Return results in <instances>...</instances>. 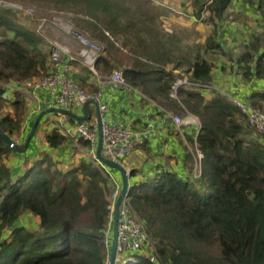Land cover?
<instances>
[{
	"label": "trees",
	"instance_id": "1",
	"mask_svg": "<svg viewBox=\"0 0 264 264\" xmlns=\"http://www.w3.org/2000/svg\"><path fill=\"white\" fill-rule=\"evenodd\" d=\"M27 1L74 13L78 28L105 45L96 63L101 75L122 69L130 87L164 109L182 118L195 116L200 122V179L190 182L158 169L153 177L129 186L128 198L157 254L151 260L133 253L137 264H264V133L220 91L207 99L200 90L179 87L177 97L172 96L175 82L183 76L213 85L219 56L229 58L243 85L264 80V32L252 35L242 55L234 58L216 33L203 45L183 49L175 35L161 28V17L170 13L154 0ZM231 3L209 0L208 19L221 20ZM17 12L0 6L3 83L45 78L52 69L43 38L21 25ZM77 64L69 61L70 73L85 91L84 83L73 75ZM92 91L97 93L96 88ZM5 93L0 87V128L23 146L30 134L23 130L28 100L17 93L8 101ZM240 100L263 110L264 90ZM89 120L88 110L85 120L74 114L71 121L77 125ZM42 126H49L44 137L32 146L38 140L33 138L24 153L8 147L0 136V264H105L104 236L112 217L110 180L86 159L89 141L79 139L82 149L70 144L60 130L51 128L48 116L42 118L37 134ZM195 138H190L192 145ZM67 150L78 157L76 163L65 162ZM57 152L64 155L56 158ZM13 154L31 162L14 178L7 163ZM137 173L130 171L129 179ZM25 213L40 220L37 228L20 224Z\"/></svg>",
	"mask_w": 264,
	"mask_h": 264
},
{
	"label": "crops",
	"instance_id": "2",
	"mask_svg": "<svg viewBox=\"0 0 264 264\" xmlns=\"http://www.w3.org/2000/svg\"><path fill=\"white\" fill-rule=\"evenodd\" d=\"M206 1L207 0H175L172 2L171 0H154L157 6L170 13V15L161 17L160 26L169 34L175 35L178 38V41L181 42L183 49L188 50L190 47L195 45H203L205 41L212 36V33L218 34L220 40L223 37L221 33L223 32L221 26L225 23V21H227L226 26L230 30V34H232L230 37L232 40L230 41L226 38L229 42L226 44L222 41V44L230 55L234 58L239 57L242 55L245 45L252 37L248 38L249 34L245 35L242 29L245 31L251 30L250 25H248L249 22H245L244 25L242 24L243 22L234 23L235 20L232 23L233 19L230 20L227 19V17L233 14L234 16H237L236 19L239 17L244 19L245 17H248V19L252 21L257 18L254 16L253 10L250 12L249 3L244 0H232L230 8L222 16V19H216L215 22H213L208 19L210 14L205 7ZM184 7H187L186 11H183ZM202 8L203 10L201 11ZM199 12L201 14H199ZM176 15H181V18L176 17ZM219 21L221 22L219 23ZM185 23L190 24L191 28L197 33L198 38L202 39V41L192 40L191 36L189 37L187 35L188 33L186 31H182L180 26ZM207 29L210 31L209 37L206 35ZM258 33L260 32H257V30L252 32L253 35ZM219 59V66L214 71L212 84L218 88L221 93L229 98L232 97L238 100H247L251 92L264 90V80L254 82L250 85H243L241 76L237 74L235 66L233 67V63L228 62L229 58L219 56ZM77 62L78 64L73 67V75L77 81L84 83L83 87L88 93H93L92 90L95 88L98 91L97 77L93 76L80 60ZM170 68L171 66L168 67V69ZM4 89L6 93L3 97H5L6 94H9V97L5 98L8 101H12L14 99V95L18 93L14 91L13 88ZM27 95L29 107L28 115H30L32 109H35L37 114L52 109L53 101L48 92L30 91ZM204 95L207 99H210L213 96V93L204 92ZM98 103L100 106H107V110L105 112H100L102 125L122 124L138 132L150 131L144 142L121 160V165L126 169V171L130 172L132 170H136L138 172L135 177L129 179V185L146 177H153L156 173H158V169L173 171L177 173L180 178L189 180L190 182L192 181L194 159L188 146L192 145L190 138L196 137L197 132L200 129V122L198 118L191 115L185 117L184 119L191 120V123L185 125L182 128V131H179L172 120L166 117L163 112V107L148 99L137 89L132 87H106L103 90ZM88 110L90 112L89 122L94 120L98 121L97 109L95 105L91 104L88 106L87 115ZM72 113L80 117L84 116L83 108L73 109ZM46 116L49 117L51 128H56L54 123L59 119V113H51ZM27 121L28 118L25 120V123ZM17 142L19 143V141ZM36 142H38L37 139H35L34 143H32V146H34ZM69 143L72 144L73 142L70 141ZM54 155L58 158L64 154L57 152L54 153ZM63 157L66 158L64 160L68 165H72L78 160V157H74L73 154L71 155L68 150ZM85 157L92 162V157L90 156L89 151H87V153L85 152ZM7 163L14 173L13 178L22 174L31 164V162L27 161L25 156L22 154H13ZM111 172L122 187L123 181L121 174L115 170H112ZM31 217L33 216L31 215ZM33 218L34 225L30 224L31 220H24V223L20 224L35 229L39 226L40 220L35 217Z\"/></svg>",
	"mask_w": 264,
	"mask_h": 264
},
{
	"label": "built area",
	"instance_id": "3",
	"mask_svg": "<svg viewBox=\"0 0 264 264\" xmlns=\"http://www.w3.org/2000/svg\"><path fill=\"white\" fill-rule=\"evenodd\" d=\"M0 6H2L1 3ZM2 7L10 8L6 6ZM13 9L18 11L21 10V7ZM31 13L32 11L28 10L27 14ZM74 37L78 46H80L77 57L70 51L67 45L54 42L50 47L52 69L48 76L24 82L3 83L0 81V87L3 89L13 88L14 91L24 95L26 98H28L27 93L30 91H46L52 98V108L66 109L71 112H73V109L83 108L84 104L88 101H99L101 94L106 87H130L125 80L122 69L116 68L109 75H101L96 70V63L105 49V46L102 43L100 44L79 32H75ZM76 59L80 60L93 76L97 77V93H88L82 90L74 81L70 73L71 68L69 61ZM179 87L210 93L219 91L214 85H201L200 83L192 82L187 76H183L175 82L174 92L172 94L173 97H177V90ZM230 99L240 107L245 115H247L250 124L255 126L260 132L264 133V109H253L241 100L232 97H230ZM99 110L103 113L107 110V106L99 105ZM163 112L167 118L172 120L179 131H182V128L185 125L191 123V120H185L167 109H163ZM50 114L51 113H49V115ZM71 120V115L59 114V119L55 121L54 126L79 149H82L79 139H84L90 142L91 149L89 150V154L92 157V163L94 167L105 177L109 178L110 184L113 188L112 205L110 207L112 217L104 236V244L107 248V258L105 264H137V261L132 256L133 253H141L147 258L155 260L157 254L154 248L153 240L147 233L142 219L132 206L127 195L120 207V214L117 221V248L115 258L112 261L113 243L115 240V226L113 222L115 203L121 195L122 187L112 175L109 167L97 160L96 151L99 136L98 121L94 120L88 123L73 125ZM149 133L150 131L138 132L122 124H104L102 127V155L110 161L121 164V160L127 154L140 146ZM188 147L194 159L192 179L198 180L202 177L203 154L198 147L197 136L195 138L194 145H189ZM127 174L129 176L130 172L127 171Z\"/></svg>",
	"mask_w": 264,
	"mask_h": 264
},
{
	"label": "rangeland",
	"instance_id": "4",
	"mask_svg": "<svg viewBox=\"0 0 264 264\" xmlns=\"http://www.w3.org/2000/svg\"><path fill=\"white\" fill-rule=\"evenodd\" d=\"M171 1L174 2L175 0H171ZM208 1L209 0H207L206 3ZM244 1L247 2V0H244ZM0 3L2 6L10 7L12 9L13 8L16 9V7H21V10H18L19 12L16 13L18 22L21 25L28 27L30 30L36 31V33L43 38L45 42V49L49 51V53H50V47L52 43L56 42L62 45H67L70 51L77 57V53L80 49V46H78L76 42L74 33L79 32L93 39L87 32L78 28L75 22L76 15L74 13L54 11L50 9L41 8L27 0H0ZM249 7H250V12L251 10H253L254 16L257 17L253 19L252 21L248 19V17L247 18L245 17V19L242 17H239L238 19H236L237 16H234L233 14H231L232 17L230 14H229L230 16L227 17V19H230V20L233 19L232 23L234 22V20H235L234 23L243 22L242 23L243 25L245 24V22H249L248 25H250L251 30L245 31L242 29L245 35L249 34L248 38L253 35L252 32H254L255 30H257V32H260V33L264 32V2L259 4L258 0H254L253 3L249 4ZM186 8L187 7H184L183 11H186ZM28 10H31L32 13L27 14ZM180 16L181 15L179 16L176 15V17H180ZM182 17H186V16H182ZM240 20H243V21H240ZM226 24H227V21H225V23L222 24L221 26V29L223 30V32L221 33L223 37L220 40L221 42L224 41L227 44L229 41L226 40V38L231 41L232 38L230 37L232 36V34H230V30L227 28ZM180 27L182 28V31H186L188 33L187 35L189 37L191 36L192 40L202 41V39L198 38L197 33L195 32L194 29L191 28L189 23L181 24ZM206 31H207L206 35L209 37L210 35L209 29H207ZM95 41L100 43L97 40ZM8 97H9V94H6L5 97L3 98L5 99ZM36 115L37 113L35 112V109H32V112L30 113V115L27 114L26 120L28 118V121L26 122L27 124L25 123L26 125L24 124L25 129H23L26 132V134L29 133V131L31 132L33 125L36 119L38 118ZM48 129H49V126L48 127L42 126L41 131L40 132L38 131V134L36 133L34 139L38 137V143H40L41 138L44 137V132L48 131ZM24 220H27V221L31 220L30 224L34 225L33 224L34 218L31 217L29 213H25L22 215L20 219V223H24ZM28 228L31 229L32 227H28Z\"/></svg>",
	"mask_w": 264,
	"mask_h": 264
},
{
	"label": "water",
	"instance_id": "5",
	"mask_svg": "<svg viewBox=\"0 0 264 264\" xmlns=\"http://www.w3.org/2000/svg\"><path fill=\"white\" fill-rule=\"evenodd\" d=\"M91 104L95 105V107L97 109V115H98L99 136H98V146H97V151H96L97 160L99 162H101L102 164H104L105 166H107V167H109L115 171H118L121 174L122 181H123L121 195L118 197V199L115 203V212H114V218H113V222H114V226H115V229H114L115 240L113 243V252H112V261H113L115 258V252H116V248H117V221H118V217L120 214L121 204H122L123 200L127 197L128 192H129V186H130L129 185V176L127 174L126 169L120 163L110 161V160L104 158L102 155V146H103L102 127H103V125H102L98 101L91 100V101H88L84 104V106H83L84 116L81 117V120L86 119L87 108ZM49 113L68 114V115L74 116V113H72L70 110H66V109L52 108V109H49L47 111L41 112L40 115L38 116V118L36 119L34 125H33V128H32V130H31V132H30V134L26 140V143L23 146L19 145L16 141L12 140L8 135H6L2 131L1 128H0V136L5 141V143L7 144L8 147L14 149L15 151H17L19 153H24L27 150V148L29 147L30 142L34 138L42 118L45 117Z\"/></svg>",
	"mask_w": 264,
	"mask_h": 264
},
{
	"label": "flooded vegetation",
	"instance_id": "6",
	"mask_svg": "<svg viewBox=\"0 0 264 264\" xmlns=\"http://www.w3.org/2000/svg\"><path fill=\"white\" fill-rule=\"evenodd\" d=\"M17 142V141H16ZM18 143V142H17ZM19 144V143H18Z\"/></svg>",
	"mask_w": 264,
	"mask_h": 264
}]
</instances>
